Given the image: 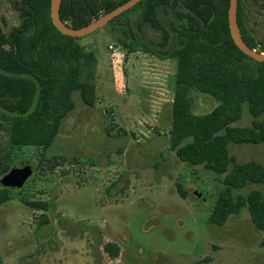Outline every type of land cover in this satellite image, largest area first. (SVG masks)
<instances>
[{
  "label": "rangeland",
  "instance_id": "rangeland-1",
  "mask_svg": "<svg viewBox=\"0 0 264 264\" xmlns=\"http://www.w3.org/2000/svg\"><path fill=\"white\" fill-rule=\"evenodd\" d=\"M241 6L248 31L264 41V0H242ZM20 10V0H0V26L6 34L19 27ZM127 26L134 36L130 21ZM79 42L98 58L102 107L86 106L75 93L76 109L47 151L34 146L14 151L15 164L30 162L33 175L23 188L12 189V199L0 208L2 264H194L206 258H213L206 264H264V232L252 224L247 209L223 227L210 222L223 176L182 163L169 149V120L154 116L153 104L161 96L169 105L165 111L171 112L174 80L147 91L139 82H127L126 70L158 74L177 70L176 61L171 59L169 67L151 64L145 58L153 54L126 50L113 39L111 27ZM109 46L124 51L122 65L111 63ZM192 98L196 115L218 105L197 92ZM125 100L137 106L132 131L124 118L115 119L114 107ZM253 121L245 104L234 127L249 128ZM8 141L0 133L3 148H9ZM230 154L240 164L264 166L263 145L232 144ZM254 189L263 187L249 184L236 193ZM25 201L46 203L49 210H33ZM109 243L120 247L115 260L105 252Z\"/></svg>",
  "mask_w": 264,
  "mask_h": 264
},
{
  "label": "trees",
  "instance_id": "trees-1",
  "mask_svg": "<svg viewBox=\"0 0 264 264\" xmlns=\"http://www.w3.org/2000/svg\"><path fill=\"white\" fill-rule=\"evenodd\" d=\"M128 1L62 0L60 18L78 30ZM241 1V35L251 49L264 54V41L255 40L245 25ZM51 2L20 0L19 27L6 34L0 26V133L9 140V148L0 144V208L12 199V188L4 179L15 166L14 151L24 146L47 151L64 120L76 109L75 93L86 106L97 104L96 55L80 44L81 39L56 29ZM229 9L230 0H144L105 28L111 27L113 39L130 52L144 49L159 59L176 61L168 116L169 149L182 163L223 176L224 189L211 224L223 227L247 209L252 224L264 232V166L254 161L240 164L230 154L232 144L264 146V63L235 45ZM194 92L211 97L217 107L196 115ZM245 104L254 118L252 127H234L242 119ZM249 184L263 189L236 193ZM177 192L187 199L182 185L177 184ZM23 203L33 210H49L46 203ZM41 219L47 222L45 216ZM104 249L114 260L120 255L116 244L109 243ZM212 261L206 258L194 264Z\"/></svg>",
  "mask_w": 264,
  "mask_h": 264
},
{
  "label": "water",
  "instance_id": "water-1",
  "mask_svg": "<svg viewBox=\"0 0 264 264\" xmlns=\"http://www.w3.org/2000/svg\"><path fill=\"white\" fill-rule=\"evenodd\" d=\"M144 0H129L113 11L101 16L96 19L89 25L75 30L69 26H67L64 22H62L60 18V8L62 4V0H52L51 2V19L56 27V29L63 35L82 39L97 33L98 31L105 28L108 24H110L114 19L133 9L139 3ZM15 8H17V3L14 4ZM238 7L239 0H230V9H229V28L231 32L232 39L238 49L243 52L246 56L255 60L259 63H264V54L259 53L256 50L251 49L244 41L239 24H238ZM33 175V167L30 162L22 161L15 164L11 172L5 177L4 184L8 188L12 189H21L25 185V183L32 177Z\"/></svg>",
  "mask_w": 264,
  "mask_h": 264
},
{
  "label": "crops",
  "instance_id": "crops-1",
  "mask_svg": "<svg viewBox=\"0 0 264 264\" xmlns=\"http://www.w3.org/2000/svg\"><path fill=\"white\" fill-rule=\"evenodd\" d=\"M154 58V59H153ZM97 59V66H96V97H97V104L95 106V108H99L102 107V102L104 101V95L102 94V90H101V86L99 85V70H98V58ZM145 59H147L146 61L150 62L151 64L153 63L154 65H161V66H165V67H169V65L171 64V59H159V58H155V56L149 55L148 58L146 57ZM138 60V59H137ZM138 62V61H137ZM141 71V72H140ZM156 70H126V79L127 82H139L140 83V87L147 91L149 90L150 86L156 85L158 88V85H162V83H164L166 81V79H173L175 78L176 75V70H158L159 73L157 74L155 72ZM99 73V74H98ZM141 76L136 77V75L138 76L139 74ZM158 90V89H157ZM127 91H129V87L127 86ZM160 95V94H159ZM173 103V102H172ZM155 106V113L154 116H158L161 114L162 117V121H164L165 119H168L169 113L165 110H167V108L169 107V105L167 104L166 99L162 98L161 96H159L158 99H156L154 101ZM136 108L137 106L129 100H125L124 104L121 106H115L114 110L116 111V117L119 118L121 116V119L124 118L125 122L128 126L129 130H133L132 125H129L133 118L132 115L134 114L133 112H136ZM105 113V112H104ZM163 113V114H162ZM120 129H123V127L118 126ZM124 130V129H123ZM122 130V131H123ZM126 133V130H125Z\"/></svg>",
  "mask_w": 264,
  "mask_h": 264
},
{
  "label": "built area",
  "instance_id": "built-area-1",
  "mask_svg": "<svg viewBox=\"0 0 264 264\" xmlns=\"http://www.w3.org/2000/svg\"><path fill=\"white\" fill-rule=\"evenodd\" d=\"M108 51L110 53L111 63L113 65L120 66L124 63L125 53L116 46H109Z\"/></svg>",
  "mask_w": 264,
  "mask_h": 264
},
{
  "label": "flooded vegetation",
  "instance_id": "flooded-vegetation-1",
  "mask_svg": "<svg viewBox=\"0 0 264 264\" xmlns=\"http://www.w3.org/2000/svg\"><path fill=\"white\" fill-rule=\"evenodd\" d=\"M14 7H15V5H14Z\"/></svg>",
  "mask_w": 264,
  "mask_h": 264
}]
</instances>
